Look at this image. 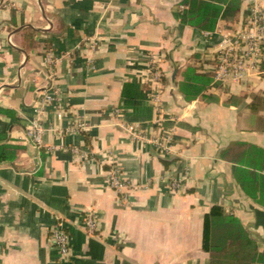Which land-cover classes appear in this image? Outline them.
Returning a JSON list of instances; mask_svg holds the SVG:
<instances>
[{
    "label": "crops",
    "instance_id": "crops-1",
    "mask_svg": "<svg viewBox=\"0 0 264 264\" xmlns=\"http://www.w3.org/2000/svg\"><path fill=\"white\" fill-rule=\"evenodd\" d=\"M182 2L0 0V133L18 148L0 163V264H208L203 229L214 206L264 251V199L251 181L264 176V74L215 84L212 64L216 32L238 28L248 3L208 36L182 23ZM133 80L150 118L123 107ZM36 119L40 143L29 134ZM167 137L162 155L154 141ZM110 154L137 188L107 185ZM59 228L67 257L53 240Z\"/></svg>",
    "mask_w": 264,
    "mask_h": 264
},
{
    "label": "trees",
    "instance_id": "trees-1",
    "mask_svg": "<svg viewBox=\"0 0 264 264\" xmlns=\"http://www.w3.org/2000/svg\"><path fill=\"white\" fill-rule=\"evenodd\" d=\"M242 2L243 0H183L182 5L187 8L180 15V19L182 23L200 31L213 32L219 19L234 20ZM244 19L245 16L243 21ZM202 74L205 77L202 86L206 88L211 83V74ZM190 89L194 96L200 92L196 87ZM146 102L144 89L136 80L124 86L122 93L124 108H130L150 118L152 110L146 106ZM6 140L7 135L0 133V163L13 162L18 151V148L7 144ZM251 181L259 184L262 193L257 199L263 200L264 176H254ZM203 250L209 256L208 264H264V251L260 249L258 240L240 219L221 206L212 207L205 217Z\"/></svg>",
    "mask_w": 264,
    "mask_h": 264
},
{
    "label": "built area",
    "instance_id": "built-area-1",
    "mask_svg": "<svg viewBox=\"0 0 264 264\" xmlns=\"http://www.w3.org/2000/svg\"><path fill=\"white\" fill-rule=\"evenodd\" d=\"M248 3L247 16L238 28L229 31L219 30L221 41L215 50L213 64V79L215 84L243 83L250 82L254 78H258L264 74V7L260 0H246ZM210 35V32H206ZM161 72L155 65L151 69V80L156 86H160ZM159 92L152 94V99H158ZM51 96H46L43 103H50ZM82 124L73 127V131L83 129ZM44 127L39 119L32 123L30 136L36 143L41 142ZM156 147L161 151L162 155H166L171 149L172 139L167 137L161 142L159 139L154 141ZM77 153L78 151L75 150ZM112 154L109 155L108 162L111 168L107 171V185L119 192L137 188L138 185L128 180L117 166L113 165ZM185 178L180 182H173L174 190H184ZM84 225L88 232L93 233L99 228L98 221L95 216L89 215L84 219ZM53 240L62 256H69L71 253L70 236L63 229L59 228L53 233Z\"/></svg>",
    "mask_w": 264,
    "mask_h": 264
}]
</instances>
